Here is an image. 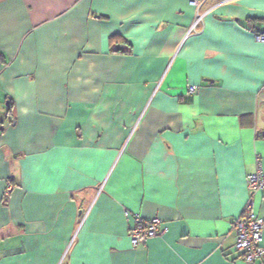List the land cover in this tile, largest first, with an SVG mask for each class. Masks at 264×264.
<instances>
[{
  "label": "crops",
  "instance_id": "1",
  "mask_svg": "<svg viewBox=\"0 0 264 264\" xmlns=\"http://www.w3.org/2000/svg\"><path fill=\"white\" fill-rule=\"evenodd\" d=\"M261 2L206 0L187 35L190 0H0V264H249ZM125 208L167 229L134 245Z\"/></svg>",
  "mask_w": 264,
  "mask_h": 264
},
{
  "label": "built area",
  "instance_id": "2",
  "mask_svg": "<svg viewBox=\"0 0 264 264\" xmlns=\"http://www.w3.org/2000/svg\"><path fill=\"white\" fill-rule=\"evenodd\" d=\"M205 1L190 0V3L196 6L197 12L187 35L191 31L198 30V25L203 22L204 15L209 11V9L205 11L199 10ZM227 1L230 0H217L216 4ZM256 38L258 40H264V32H259ZM196 88L197 86L195 84L189 85V90L191 91H195ZM257 163V169L254 172L248 173L246 176L249 195L241 214L233 222L236 230L235 249L239 252L242 259L249 264L264 258V217L259 215L255 199L257 193L264 194V170L260 160H257ZM10 187L11 185L9 184L8 189ZM124 215L127 220L128 235L131 243L134 245L145 244L148 238L161 235L167 229V226L158 215L145 217L128 208L124 209Z\"/></svg>",
  "mask_w": 264,
  "mask_h": 264
},
{
  "label": "snow or ice",
  "instance_id": "3",
  "mask_svg": "<svg viewBox=\"0 0 264 264\" xmlns=\"http://www.w3.org/2000/svg\"><path fill=\"white\" fill-rule=\"evenodd\" d=\"M260 8L264 9V0L258 5Z\"/></svg>",
  "mask_w": 264,
  "mask_h": 264
},
{
  "label": "water",
  "instance_id": "4",
  "mask_svg": "<svg viewBox=\"0 0 264 264\" xmlns=\"http://www.w3.org/2000/svg\"><path fill=\"white\" fill-rule=\"evenodd\" d=\"M118 46H121V44H118Z\"/></svg>",
  "mask_w": 264,
  "mask_h": 264
}]
</instances>
